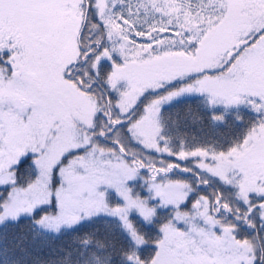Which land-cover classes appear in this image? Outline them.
<instances>
[{"label":"snow or ice","instance_id":"6c2138e0","mask_svg":"<svg viewBox=\"0 0 264 264\" xmlns=\"http://www.w3.org/2000/svg\"><path fill=\"white\" fill-rule=\"evenodd\" d=\"M0 264H264V0H0Z\"/></svg>","mask_w":264,"mask_h":264},{"label":"trees","instance_id":"16d2710c","mask_svg":"<svg viewBox=\"0 0 264 264\" xmlns=\"http://www.w3.org/2000/svg\"><path fill=\"white\" fill-rule=\"evenodd\" d=\"M180 113L181 116H183V112L185 110V106L181 105L178 109H177ZM187 131L189 132V134L191 135H202V134H207V135H211V131L207 128H202L200 125H193L191 124V122H188L187 124Z\"/></svg>","mask_w":264,"mask_h":264}]
</instances>
